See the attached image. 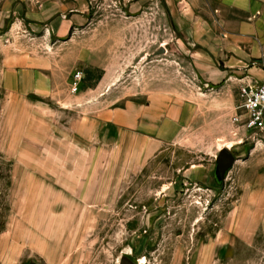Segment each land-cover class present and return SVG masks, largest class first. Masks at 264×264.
I'll list each match as a JSON object with an SVG mask.
<instances>
[{"label":"rangeland","instance_id":"1","mask_svg":"<svg viewBox=\"0 0 264 264\" xmlns=\"http://www.w3.org/2000/svg\"><path fill=\"white\" fill-rule=\"evenodd\" d=\"M167 9L0 0V264H264V131Z\"/></svg>","mask_w":264,"mask_h":264},{"label":"crops","instance_id":"2","mask_svg":"<svg viewBox=\"0 0 264 264\" xmlns=\"http://www.w3.org/2000/svg\"><path fill=\"white\" fill-rule=\"evenodd\" d=\"M166 2L172 23L199 44L206 80L264 82V0Z\"/></svg>","mask_w":264,"mask_h":264},{"label":"built area","instance_id":"3","mask_svg":"<svg viewBox=\"0 0 264 264\" xmlns=\"http://www.w3.org/2000/svg\"><path fill=\"white\" fill-rule=\"evenodd\" d=\"M80 73H76L73 89L77 90ZM240 113L233 117V123L250 133L264 131V82L245 84L239 90Z\"/></svg>","mask_w":264,"mask_h":264},{"label":"water","instance_id":"4","mask_svg":"<svg viewBox=\"0 0 264 264\" xmlns=\"http://www.w3.org/2000/svg\"><path fill=\"white\" fill-rule=\"evenodd\" d=\"M233 162H234L233 155L229 151L223 150L219 154L218 159H217L219 171L223 173V171L227 169L229 166H231ZM120 264H138V263L137 261L131 260L127 256H122L120 259Z\"/></svg>","mask_w":264,"mask_h":264},{"label":"bare ground","instance_id":"5","mask_svg":"<svg viewBox=\"0 0 264 264\" xmlns=\"http://www.w3.org/2000/svg\"><path fill=\"white\" fill-rule=\"evenodd\" d=\"M137 263H138V264H143V263H144V260H143V259H139V260L137 261Z\"/></svg>","mask_w":264,"mask_h":264}]
</instances>
